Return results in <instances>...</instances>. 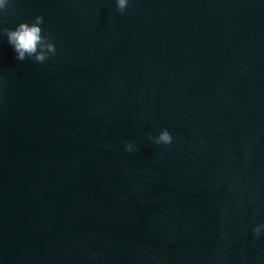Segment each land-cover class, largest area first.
Masks as SVG:
<instances>
[{
	"label": "water",
	"instance_id": "water-1",
	"mask_svg": "<svg viewBox=\"0 0 264 264\" xmlns=\"http://www.w3.org/2000/svg\"><path fill=\"white\" fill-rule=\"evenodd\" d=\"M98 1L178 100L264 184V0H130L125 15L115 0Z\"/></svg>",
	"mask_w": 264,
	"mask_h": 264
},
{
	"label": "clouds",
	"instance_id": "clouds-1",
	"mask_svg": "<svg viewBox=\"0 0 264 264\" xmlns=\"http://www.w3.org/2000/svg\"><path fill=\"white\" fill-rule=\"evenodd\" d=\"M130 0H115L116 11L120 15H125L128 11ZM10 0H0V36H6L7 43L14 51V58L17 61L24 62L31 60L33 63L43 65L57 54V48L51 38L44 34L42 25L44 24L43 16H36L34 20L29 22L19 23L15 29L5 27V17L8 12ZM7 90V81L2 74H0V106L3 105ZM148 139L156 146H170L174 142L173 135L167 130L159 131L158 135L153 136L149 134ZM183 143V141H181ZM124 151L127 153H134L138 151V147L126 142ZM251 156L246 157V162L250 163ZM221 181L220 183H222ZM252 202L256 203L255 193L252 195ZM259 212V207L254 211V215ZM252 232V247H256L264 240V221L255 224L251 228ZM227 239V238H224ZM230 246L231 241H228ZM238 264H249V256L241 249L239 254ZM100 259V254L92 252L89 258V264H96ZM255 264H264V251L257 254Z\"/></svg>",
	"mask_w": 264,
	"mask_h": 264
}]
</instances>
